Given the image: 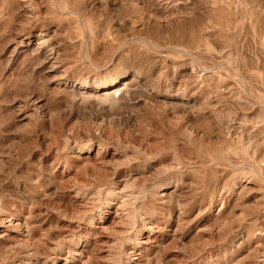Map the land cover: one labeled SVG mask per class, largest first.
I'll list each match as a JSON object with an SVG mask.
<instances>
[{"label":"rangeland","instance_id":"374dc122","mask_svg":"<svg viewBox=\"0 0 264 264\" xmlns=\"http://www.w3.org/2000/svg\"><path fill=\"white\" fill-rule=\"evenodd\" d=\"M52 263L264 264V0H0V264Z\"/></svg>","mask_w":264,"mask_h":264},{"label":"bare ground","instance_id":"6f19581e","mask_svg":"<svg viewBox=\"0 0 264 264\" xmlns=\"http://www.w3.org/2000/svg\"><path fill=\"white\" fill-rule=\"evenodd\" d=\"M147 1V0H146ZM94 2V1H93ZM151 2L153 3V5H158V0H151ZM162 3V2H161ZM164 3V2H163ZM176 6H174V5H172V7H169V4L167 3V2H165L164 3V5H163V7H162V10H166V9H170L169 11H171V9H173V8H175ZM177 8V7H176ZM171 13V12H170ZM41 38V37H40ZM41 40V39H40ZM37 41V40H36ZM44 41V40H43ZM42 42V41H41ZM40 43V42H39ZM47 54V53H46ZM47 56V55H46ZM49 56H51V55H49ZM36 58V57H35ZM45 59H46V57H45ZM47 60V59H46ZM51 60H52V58H51ZM52 62V61H51ZM42 63V62H41ZM49 66V65H48ZM50 67V66H49ZM47 69V68H46ZM58 74H59V72H58ZM53 75V74H52ZM55 76V75H54ZM128 78V77H127ZM59 82V81H58ZM65 83V82H64ZM129 80L128 79H126V78H122V80L120 81V79L119 80H117L115 83H114V85L112 86V89H110V90H108V88H105L103 91H101V92H98V93H96V95L95 96H97L96 98L97 99H99V100H104V101H107V100H111L112 102H115V101H118V100H120V99H125L126 98V96L129 94L128 92H129ZM72 87H73V89L74 90H72V91H74L75 93H77L78 95H82V97H83V94H84V96L86 97V95L87 94H89V92L87 91V88H86V86L85 85H79V86H77V85H72ZM129 88V89H128ZM71 89V88H70ZM97 92V91H96ZM86 94V95H85ZM91 94V93H90ZM94 95V94H93ZM95 96L93 97V98H95ZM168 96V95H167ZM80 97V96H79ZM89 97V96H88ZM90 97H92V96H90ZM95 98V99H96ZM82 99V98H81ZM127 99H129V96H128V98ZM79 100H80V98H79ZM94 100V99H93ZM101 101V102H102ZM103 101V102H104ZM100 103V102H99ZM119 103V102H118ZM103 104V103H102ZM96 106H98L97 105V102H96ZM188 106H189V104H188ZM109 111V110H108ZM87 148V147H86ZM2 212V211H1ZM8 214V213H7ZM8 215H10V214H8ZM12 216V215H11ZM3 218V217H2ZM9 218V217H8ZM89 219V218H88ZM5 220V219H4ZM86 220V219H85ZM92 220V219H91ZM5 221H7V220H5ZM87 221V220H86ZM15 222H17L15 219H13V218H10L9 220H8V222H7V226H14V225H16V223ZM19 223V222H18ZM24 225V224H23ZM2 226V225H1ZM19 226V225H18ZM77 226V225H76ZM20 227H21V225H20ZM26 227V226H25ZM6 228V227H5ZM5 228H3V229H5ZM25 229V228H24ZM80 230V229H79ZM19 231V230H18ZM5 232V231H4ZM11 232V231H10ZM24 232V231H23ZM22 232V233H23ZM79 233V232H78ZM79 235V234H78ZM77 241V240H76ZM55 244H57V243H55ZM71 244V243H70ZM66 245H68V244H66ZM49 246V245H48ZM61 246V245H60ZM52 247L53 246H51V249H52ZM56 247V246H55ZM69 247H71V246H69ZM69 247H68V250H69ZM84 248H86V247H84ZM17 249V248H16ZM28 250V249H27ZM53 250V249H52ZM51 250V252H53ZM87 250V249H86ZM30 251V250H29ZM60 251V250H59ZM65 251H67L66 249H65ZM71 251L74 253L76 250H75V248H71ZM84 251V250H83ZM24 252H26V251H24ZM46 252V251H45ZM68 252V251H67ZM66 252V253H67ZM77 252V251H76ZM79 252V251H78ZM63 253V252H62ZM80 253V252H79ZM78 253V254H79ZM83 253V252H82ZM71 254V253H70ZM31 256V255H30ZM59 256V255H58ZM69 256V255H68ZM53 258V257H52ZM41 259V258H40ZM43 259V258H42ZM50 259V258H49ZM75 259V258H74ZM23 260V259H22ZM30 260H32V259H30ZM39 260V259H38ZM77 260V259H76ZM127 260V259H126ZM74 261V260H73ZM128 261H130V260H128ZM63 262V261H62ZM64 262H65V260H64ZM125 262V261H124ZM50 263V262H49ZM53 264V263H52ZM65 264V263H64ZM67 264V263H66ZM128 264V263H127Z\"/></svg>","mask_w":264,"mask_h":264}]
</instances>
